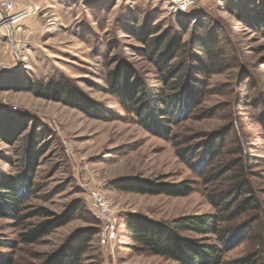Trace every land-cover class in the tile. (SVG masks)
<instances>
[{"label":"rangeland","instance_id":"rangeland-1","mask_svg":"<svg viewBox=\"0 0 264 264\" xmlns=\"http://www.w3.org/2000/svg\"><path fill=\"white\" fill-rule=\"evenodd\" d=\"M3 1L12 3L9 13L1 9L3 16L30 12L20 19L22 12L17 13L10 27L0 25V76L7 77L0 80V124L5 129L9 120H21L12 135L0 131V173L23 172L31 141L35 154L26 168L31 194L21 204L30 216L21 222L0 218V237L16 243L13 250L0 251L10 253L13 264H40L70 236L88 228L98 232L91 197L98 191L116 219V237L106 247L96 232L81 255L84 264H175L138 248L123 225L130 213L156 221L218 213L224 217L221 227L238 230L240 239L225 260L254 252L264 264V0H190L184 12L173 10L177 0ZM31 16L43 23L35 32L22 27ZM153 25H159L157 35L168 31L180 44L186 42L185 49L193 46L198 57L202 52L194 39H215L223 50L217 66L222 70L205 78L204 96L172 125L169 138L145 130L106 89L107 73L120 61L147 85L164 86L136 52L143 45L131 33ZM188 59L182 52L173 61ZM59 78L104 114H86L24 88L32 82L37 90ZM212 142L221 143L214 158L207 151ZM183 148L190 150L186 159ZM245 159L251 164L242 171ZM241 173L253 191L244 211L237 204L246 196L230 194ZM136 179L187 180L191 191L143 194L117 184ZM47 211L71 216L36 242H19L20 233L48 218Z\"/></svg>","mask_w":264,"mask_h":264},{"label":"trees","instance_id":"trees-1","mask_svg":"<svg viewBox=\"0 0 264 264\" xmlns=\"http://www.w3.org/2000/svg\"><path fill=\"white\" fill-rule=\"evenodd\" d=\"M158 31L159 25H153L133 29L131 33L143 45L142 48L135 49L136 52L152 64L161 75L164 86L147 85L130 65L120 61L108 71L106 89L117 98L122 109L130 113L145 130L169 138L172 125L178 122L187 108H192L204 96L205 78L222 70L217 66L218 56L223 50L215 39L209 41L194 39L193 45L198 43L197 50L202 52V56L198 57L193 51V46L185 49L186 42L180 44L179 40L168 31L157 35ZM182 52L189 59L174 62L175 56ZM116 61L113 59V62ZM6 79L7 77L0 76L2 82H6ZM170 84L171 91H168L166 88ZM8 86L15 87V85ZM24 88L49 100L60 101L77 108L86 114L95 116L104 114L98 104L91 102L82 91L68 84L63 78L49 80L37 90L33 89L32 82L24 85ZM17 125L21 126V120H9L5 129L0 124V131L6 130L7 135H12ZM220 145L221 143L212 142L207 148L211 158L220 152ZM189 151L187 148L180 150L183 159L187 158ZM34 154L35 148L31 141L23 154L25 167L23 172L16 176L0 173V218L21 222L30 216L29 213L21 212V204L31 194L26 168L33 161ZM250 164L251 161L245 159L241 165L242 171L249 168ZM243 173L239 174L240 178L230 191V194L237 193L238 197L246 196L237 204L241 211L251 206L253 198L251 196L253 191ZM117 184L125 190L143 194L183 196L191 191V183L187 180L177 183H158L136 179L122 180ZM225 199L226 197L222 201ZM227 205L226 202L223 208L227 209ZM46 213L48 216L46 220L19 234V242H36L42 236L65 224L71 216H57L48 211ZM222 221L224 217L218 213L183 215L169 221H156L140 214L130 213L126 215L123 225L140 250L165 256L175 264H260V259L254 252L225 260V253L238 244L240 239L237 238L238 230L229 232L221 227ZM245 226L246 223L242 224L241 229ZM96 232L97 229L88 228L70 236L57 251L48 255L40 264H84L81 255ZM188 234L198 237H190ZM15 246V242L0 237V248L13 250ZM0 264H13L10 253L0 251Z\"/></svg>","mask_w":264,"mask_h":264},{"label":"built area","instance_id":"built-area-1","mask_svg":"<svg viewBox=\"0 0 264 264\" xmlns=\"http://www.w3.org/2000/svg\"><path fill=\"white\" fill-rule=\"evenodd\" d=\"M189 3L190 1L188 2L187 0H179V2L176 3V8L173 10H176L178 12H184L189 6ZM11 8H12V3L10 1H3L0 4V9H3L8 13ZM23 11L17 12V13L22 12L21 15L19 16V19L30 12V11L28 12H23ZM17 13L13 15L9 14L7 15V17L3 16L5 20V26L10 27V25L14 23L13 18ZM91 197H92V206L94 207L95 217L101 223L99 227L100 229L97 232V236L99 237L100 243L103 246L112 247L113 241L115 240L116 237V219L110 213L108 202L105 200V198L100 192L92 191Z\"/></svg>","mask_w":264,"mask_h":264},{"label":"crops","instance_id":"crops-1","mask_svg":"<svg viewBox=\"0 0 264 264\" xmlns=\"http://www.w3.org/2000/svg\"><path fill=\"white\" fill-rule=\"evenodd\" d=\"M0 13H2L1 9H0ZM0 19H1L0 25H3L4 20L2 21V18H0ZM42 26H43V23L41 21V17L40 18L39 17L36 18V17H32V16L30 18L27 17V19H25L22 23V27L30 28L29 31H33V32H35L37 29L41 28Z\"/></svg>","mask_w":264,"mask_h":264},{"label":"bare ground","instance_id":"bare-ground-1","mask_svg":"<svg viewBox=\"0 0 264 264\" xmlns=\"http://www.w3.org/2000/svg\"><path fill=\"white\" fill-rule=\"evenodd\" d=\"M188 2L190 1V0H187ZM177 2H179V0H177L176 1V3ZM176 8V4H175V6L173 7V9H175ZM0 16H2V21L4 20V18H3V15H2V13H0ZM3 25L5 26V20H4V22H3Z\"/></svg>","mask_w":264,"mask_h":264},{"label":"water","instance_id":"water-1","mask_svg":"<svg viewBox=\"0 0 264 264\" xmlns=\"http://www.w3.org/2000/svg\"><path fill=\"white\" fill-rule=\"evenodd\" d=\"M0 67H2L1 63H0ZM5 70H9V69L5 68Z\"/></svg>","mask_w":264,"mask_h":264}]
</instances>
